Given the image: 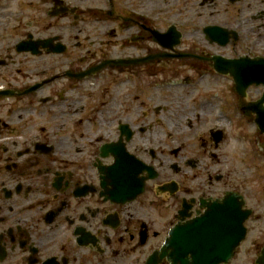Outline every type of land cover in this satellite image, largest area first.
Instances as JSON below:
<instances>
[{
    "label": "flooded vegetation",
    "instance_id": "obj_1",
    "mask_svg": "<svg viewBox=\"0 0 264 264\" xmlns=\"http://www.w3.org/2000/svg\"><path fill=\"white\" fill-rule=\"evenodd\" d=\"M224 197L257 264L264 0H0V264H148Z\"/></svg>",
    "mask_w": 264,
    "mask_h": 264
},
{
    "label": "water",
    "instance_id": "obj_2",
    "mask_svg": "<svg viewBox=\"0 0 264 264\" xmlns=\"http://www.w3.org/2000/svg\"><path fill=\"white\" fill-rule=\"evenodd\" d=\"M246 217L241 204L229 197L206 203L200 216L170 229L159 257L165 256L171 264L226 263L245 236ZM263 261L259 258L257 264H264Z\"/></svg>",
    "mask_w": 264,
    "mask_h": 264
}]
</instances>
